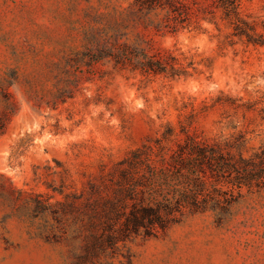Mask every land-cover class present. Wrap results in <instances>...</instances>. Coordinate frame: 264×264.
<instances>
[{"label": "rangeland", "instance_id": "obj_1", "mask_svg": "<svg viewBox=\"0 0 264 264\" xmlns=\"http://www.w3.org/2000/svg\"><path fill=\"white\" fill-rule=\"evenodd\" d=\"M110 2L0 0V115L4 93L18 104L0 134V264H71L67 235H47L26 196L55 201L86 191L135 148L157 145L167 126L171 148L185 138L183 127L199 139L236 142L246 156L264 146V46L238 40L224 22L157 37L194 63L187 78L114 70L65 103H48L52 63L81 47L91 6ZM241 9L264 27V0H242ZM244 193L225 225L211 213L187 215L156 237L133 239L131 263L116 264H264V192Z\"/></svg>", "mask_w": 264, "mask_h": 264}, {"label": "trees", "instance_id": "obj_2", "mask_svg": "<svg viewBox=\"0 0 264 264\" xmlns=\"http://www.w3.org/2000/svg\"><path fill=\"white\" fill-rule=\"evenodd\" d=\"M241 3L116 0L91 6L96 12L82 31L81 47L52 63L48 103L57 107L86 82L114 70L170 79L191 76L194 63L183 64L158 44L157 37L200 29L204 21L224 22L238 40L264 46V27L243 13ZM4 103L0 134L18 110L9 92L4 93ZM182 132L185 138L171 148L163 143L174 135L167 126L157 145L135 148L86 191L55 201L31 193L24 203L47 235L60 230L67 235L71 264H116V259L131 263L129 242L156 237L187 215L211 213L218 226L225 225L233 219L232 206L244 197V190L264 192V146L246 156L236 142L199 139L185 127Z\"/></svg>", "mask_w": 264, "mask_h": 264}]
</instances>
